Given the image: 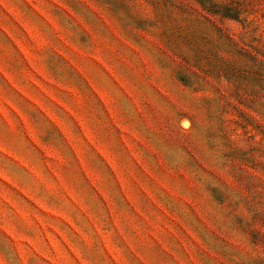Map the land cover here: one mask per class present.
<instances>
[{
    "label": "rangeland",
    "instance_id": "1",
    "mask_svg": "<svg viewBox=\"0 0 264 264\" xmlns=\"http://www.w3.org/2000/svg\"><path fill=\"white\" fill-rule=\"evenodd\" d=\"M209 20L197 0H0V264H264V93L166 41L247 34Z\"/></svg>",
    "mask_w": 264,
    "mask_h": 264
},
{
    "label": "trees",
    "instance_id": "2",
    "mask_svg": "<svg viewBox=\"0 0 264 264\" xmlns=\"http://www.w3.org/2000/svg\"><path fill=\"white\" fill-rule=\"evenodd\" d=\"M197 2L205 17L210 18L209 22H213V19L220 22L224 19L237 21L241 23L244 33L247 32L246 36L241 35L237 46L226 50L216 44L220 39L217 41L210 37V32L198 36L186 31L177 38L169 34L166 36L167 45L174 47V50L170 51H174L173 53L183 59L188 66L196 68L204 76L216 79L226 77L233 83L235 90L242 88L243 81L254 78L256 87L264 93V34L257 18L254 17L257 13L252 8L254 0H197ZM216 27L220 37L224 39L220 33L223 28L218 24ZM251 33H258L259 36ZM188 35H191V38L188 39ZM178 41L187 45L179 47ZM221 52L226 55H222ZM178 79L185 83L182 76H178Z\"/></svg>",
    "mask_w": 264,
    "mask_h": 264
}]
</instances>
